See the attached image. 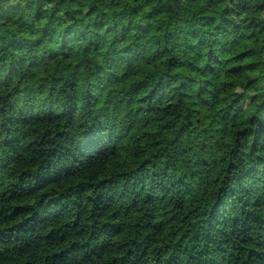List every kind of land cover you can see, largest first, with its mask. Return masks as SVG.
Wrapping results in <instances>:
<instances>
[{
    "label": "clouds",
    "instance_id": "clouds-1",
    "mask_svg": "<svg viewBox=\"0 0 264 264\" xmlns=\"http://www.w3.org/2000/svg\"><path fill=\"white\" fill-rule=\"evenodd\" d=\"M17 5L0 19V70L27 86L0 89V108L19 107L22 122L51 121L43 127L54 141L28 179L57 189L84 187L89 195L103 188L97 203L114 201L109 172L140 167L127 152L133 129L167 110L185 126L161 166L164 183L151 177L153 193L186 189L182 195L214 199L218 177L228 171L226 192L235 194L229 187L235 181L239 191L264 200V180L244 186L264 160L252 172L232 175L246 147L237 145V132L264 105V0H3L0 8ZM5 40L23 46L9 48ZM89 141L94 147L85 152L81 146ZM139 183L125 184L119 199ZM244 229L251 231L248 223ZM94 231L109 229L98 223Z\"/></svg>",
    "mask_w": 264,
    "mask_h": 264
},
{
    "label": "trees",
    "instance_id": "trees-1",
    "mask_svg": "<svg viewBox=\"0 0 264 264\" xmlns=\"http://www.w3.org/2000/svg\"><path fill=\"white\" fill-rule=\"evenodd\" d=\"M16 8L18 5L0 8V19ZM13 40L4 43L9 48L23 46ZM26 86L7 79L0 70V89L14 93ZM19 112V107L14 111L7 103L0 108V238H5L0 243V264H264V200L261 193L239 191L235 181L229 186L237 189L235 194L226 192L228 171L218 177L214 199L211 193L203 198L182 195L186 189L157 188L152 192L151 177H156L157 185L164 183L161 166L167 163L185 126L179 116L173 120V113L161 110L133 129L127 152L141 161L140 167L109 172V180L114 182L108 187L115 191L116 199L97 203L104 196L103 188L89 195L84 187L57 189L27 178L54 141L43 127L51 121L22 122ZM236 143L246 147L240 149L242 155L236 160L240 167L232 175L252 172L264 160V105L237 132ZM81 147L87 152L94 145L89 141ZM133 174L136 178L130 182H116L117 177ZM255 180H264V164H259L255 177H245L244 186ZM138 181L139 186L130 188L132 194L121 201L124 185L135 186ZM193 188H199V183ZM139 192L145 194L137 196ZM201 199L207 202L201 203ZM241 211L253 214L260 223L249 222ZM98 223L109 231L97 235ZM245 223L251 231H245ZM13 234L23 239L17 241Z\"/></svg>",
    "mask_w": 264,
    "mask_h": 264
}]
</instances>
